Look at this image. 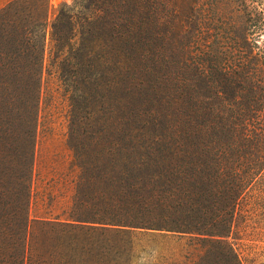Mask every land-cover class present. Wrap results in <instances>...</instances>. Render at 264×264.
Masks as SVG:
<instances>
[{"label": "trees", "instance_id": "trees-1", "mask_svg": "<svg viewBox=\"0 0 264 264\" xmlns=\"http://www.w3.org/2000/svg\"><path fill=\"white\" fill-rule=\"evenodd\" d=\"M207 1L71 0L52 11L48 0L2 2L0 198L20 211L5 212L23 231L22 249L12 254L18 264H24L31 223L70 229L78 228L75 221L121 225L143 235L201 231L216 236L211 241L222 240L225 226L207 224L211 212H233L262 165L239 170L235 163L237 149L264 134V105L254 98L264 84L253 79L254 64L247 58L248 37L261 22L247 16L245 57L233 65L240 78L227 89L233 96L242 84L243 98L219 105L213 114L210 50L203 45L193 54L186 47L191 38L219 30L205 21ZM44 74L71 93L74 82L97 88L99 127L95 136H85L95 146L83 151L77 174L74 162L62 172L55 166L45 170L35 153ZM70 76L77 80L69 83ZM6 127L16 131L7 154ZM76 157L71 151V160ZM212 166L228 170L215 174ZM95 253L108 255L106 248Z\"/></svg>", "mask_w": 264, "mask_h": 264}, {"label": "rangeland", "instance_id": "rangeland-1", "mask_svg": "<svg viewBox=\"0 0 264 264\" xmlns=\"http://www.w3.org/2000/svg\"><path fill=\"white\" fill-rule=\"evenodd\" d=\"M70 1L48 0V4L52 11L59 3ZM251 1L252 7L239 0H208L204 5L209 8L205 21L210 27L217 25L219 30H208L207 36L201 39L193 37L186 43L193 54L203 45L210 50V100L213 114L219 112V105L224 107L230 101L243 98L242 84L233 96L227 89L230 80L235 77L239 81L240 78L239 69L233 65H240L245 57L243 39L247 16L261 22L259 29L248 37L252 52L247 58L254 64L253 79L260 85L264 84V0ZM2 2L4 0H0V5ZM72 78L68 77L69 83ZM44 80L35 153L37 156L42 155L45 170L55 166L62 172L74 162L77 174L83 151L95 146L94 138L87 145L85 136L87 132L95 136L99 127L97 88L91 86L85 89L83 84L74 82L75 90L71 93L65 85L57 87L51 77L45 76ZM74 80H77V76ZM254 98L264 105V92ZM17 128L20 133V126ZM14 135L16 131L13 134L6 127L3 134L6 154L11 152L14 145ZM18 136L15 141L17 150L22 148V136ZM237 150L235 163L240 164L239 170H247L259 163L262 165L257 167L255 180L238 199L233 212L217 216L213 214L216 212H211L207 224L213 226L211 228L215 225L225 226L222 240L211 241L216 236H208L201 231L189 233L160 230L143 235L135 234L137 229L127 230L131 228L121 225L75 221L72 224L78 228L70 229L65 225L40 226L31 223L24 240V264H108L107 259L110 264H264V134L260 132ZM71 151L77 154L75 160L70 158ZM226 167L212 166L211 171L224 174L228 170ZM215 185V182L211 183L212 191ZM2 199L5 201L6 198H0V264H18V257L12 254L22 249L23 231L16 229V218L5 212L20 211L14 207L13 202L5 204ZM76 207L73 212L80 211ZM60 210L62 208L53 213H60L57 212ZM29 214H33V208ZM220 216L221 222L218 221ZM98 248H106L108 255H103V258L96 254ZM86 249L92 252L87 254ZM114 252L117 254L112 255Z\"/></svg>", "mask_w": 264, "mask_h": 264}]
</instances>
